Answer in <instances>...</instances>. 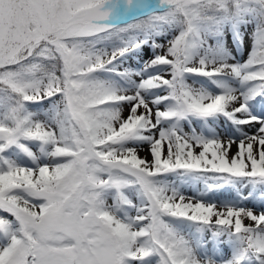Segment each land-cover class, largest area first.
<instances>
[{
    "label": "snow or ice",
    "instance_id": "obj_1",
    "mask_svg": "<svg viewBox=\"0 0 264 264\" xmlns=\"http://www.w3.org/2000/svg\"><path fill=\"white\" fill-rule=\"evenodd\" d=\"M0 264H264V0H0Z\"/></svg>",
    "mask_w": 264,
    "mask_h": 264
},
{
    "label": "rangeland",
    "instance_id": "obj_2",
    "mask_svg": "<svg viewBox=\"0 0 264 264\" xmlns=\"http://www.w3.org/2000/svg\"><path fill=\"white\" fill-rule=\"evenodd\" d=\"M246 47H247V41H246ZM141 155H145L144 152H141ZM186 192H190V190L186 189ZM231 197V192L228 190H223L218 192L217 194H215L212 199L216 200V201H220V200H225ZM253 203H259L258 201H253Z\"/></svg>",
    "mask_w": 264,
    "mask_h": 264
}]
</instances>
